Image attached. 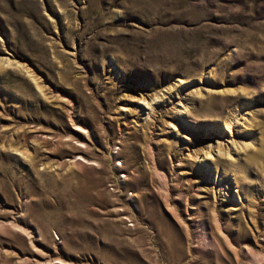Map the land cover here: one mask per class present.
<instances>
[{"label": "rangeland", "instance_id": "374dc122", "mask_svg": "<svg viewBox=\"0 0 264 264\" xmlns=\"http://www.w3.org/2000/svg\"><path fill=\"white\" fill-rule=\"evenodd\" d=\"M0 264H264V0H0Z\"/></svg>", "mask_w": 264, "mask_h": 264}]
</instances>
